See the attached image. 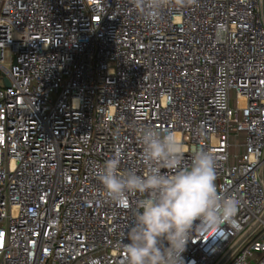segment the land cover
<instances>
[{"label":"built area","instance_id":"1","mask_svg":"<svg viewBox=\"0 0 264 264\" xmlns=\"http://www.w3.org/2000/svg\"><path fill=\"white\" fill-rule=\"evenodd\" d=\"M145 126L174 131L186 164L212 152L241 200L185 264H264V0L155 21L131 0H0V264H124L140 197L98 195V170L119 154L142 175Z\"/></svg>","mask_w":264,"mask_h":264},{"label":"clouds","instance_id":"2","mask_svg":"<svg viewBox=\"0 0 264 264\" xmlns=\"http://www.w3.org/2000/svg\"><path fill=\"white\" fill-rule=\"evenodd\" d=\"M131 2L146 19L155 21L166 6L184 8L196 0ZM139 131L145 171L142 175L133 170L122 172L121 157L113 156L98 170L102 185L98 195L123 208L130 206V196L140 197L122 248L124 264H185L183 253L194 231L233 225L241 200L219 191L212 152L199 149L189 165L174 131L150 126Z\"/></svg>","mask_w":264,"mask_h":264},{"label":"water","instance_id":"3","mask_svg":"<svg viewBox=\"0 0 264 264\" xmlns=\"http://www.w3.org/2000/svg\"><path fill=\"white\" fill-rule=\"evenodd\" d=\"M6 84L8 85V82L6 81Z\"/></svg>","mask_w":264,"mask_h":264}]
</instances>
